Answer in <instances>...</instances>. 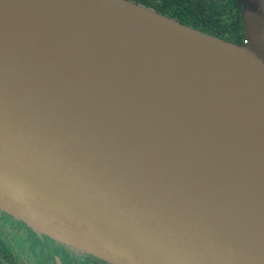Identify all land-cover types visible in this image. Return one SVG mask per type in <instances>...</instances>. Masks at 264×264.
I'll return each instance as SVG.
<instances>
[{
	"label": "water",
	"instance_id": "95a60500",
	"mask_svg": "<svg viewBox=\"0 0 264 264\" xmlns=\"http://www.w3.org/2000/svg\"><path fill=\"white\" fill-rule=\"evenodd\" d=\"M245 45L129 0H0V210L110 264H264V0Z\"/></svg>",
	"mask_w": 264,
	"mask_h": 264
},
{
	"label": "trees",
	"instance_id": "16d2710c",
	"mask_svg": "<svg viewBox=\"0 0 264 264\" xmlns=\"http://www.w3.org/2000/svg\"><path fill=\"white\" fill-rule=\"evenodd\" d=\"M205 34L245 45L242 7L233 0H129Z\"/></svg>",
	"mask_w": 264,
	"mask_h": 264
},
{
	"label": "flooded vegetation",
	"instance_id": "af4514ba",
	"mask_svg": "<svg viewBox=\"0 0 264 264\" xmlns=\"http://www.w3.org/2000/svg\"><path fill=\"white\" fill-rule=\"evenodd\" d=\"M18 227H25L28 232L15 230ZM13 230L15 232L11 233ZM34 252L36 258L33 256ZM71 258L73 260H70ZM0 264L110 263L40 235L23 222L0 210Z\"/></svg>",
	"mask_w": 264,
	"mask_h": 264
},
{
	"label": "rangeland",
	"instance_id": "374dc122",
	"mask_svg": "<svg viewBox=\"0 0 264 264\" xmlns=\"http://www.w3.org/2000/svg\"><path fill=\"white\" fill-rule=\"evenodd\" d=\"M1 218H2V217H1ZM2 220H3V219H2ZM15 230H24L25 232H28L27 229H26L25 227H23V228H22V227H18V228L15 229ZM15 230H13V232H11V233H14ZM14 242H16V241H14ZM33 256L36 258L35 252H34ZM62 259H63V258H62ZM70 260H73V259L71 258Z\"/></svg>",
	"mask_w": 264,
	"mask_h": 264
}]
</instances>
